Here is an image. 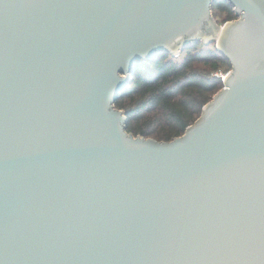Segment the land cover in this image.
<instances>
[{"label": "water", "instance_id": "1", "mask_svg": "<svg viewBox=\"0 0 264 264\" xmlns=\"http://www.w3.org/2000/svg\"><path fill=\"white\" fill-rule=\"evenodd\" d=\"M0 0V264H264V0ZM232 63L172 140L116 106L141 61Z\"/></svg>", "mask_w": 264, "mask_h": 264}, {"label": "trees", "instance_id": "2", "mask_svg": "<svg viewBox=\"0 0 264 264\" xmlns=\"http://www.w3.org/2000/svg\"><path fill=\"white\" fill-rule=\"evenodd\" d=\"M212 8L219 24L239 17L227 0L215 2ZM231 69V61L215 41L189 44L178 56L164 53L139 62L116 106L128 116L129 132L172 140L200 117Z\"/></svg>", "mask_w": 264, "mask_h": 264}, {"label": "rangeland", "instance_id": "3", "mask_svg": "<svg viewBox=\"0 0 264 264\" xmlns=\"http://www.w3.org/2000/svg\"><path fill=\"white\" fill-rule=\"evenodd\" d=\"M220 25H222V24H220ZM225 75V74H224Z\"/></svg>", "mask_w": 264, "mask_h": 264}, {"label": "built area", "instance_id": "4", "mask_svg": "<svg viewBox=\"0 0 264 264\" xmlns=\"http://www.w3.org/2000/svg\"><path fill=\"white\" fill-rule=\"evenodd\" d=\"M223 77H224V75H223Z\"/></svg>", "mask_w": 264, "mask_h": 264}]
</instances>
